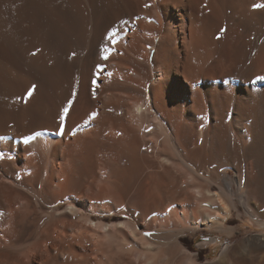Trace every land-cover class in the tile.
I'll return each instance as SVG.
<instances>
[{"label": "bare ground", "instance_id": "obj_1", "mask_svg": "<svg viewBox=\"0 0 264 264\" xmlns=\"http://www.w3.org/2000/svg\"><path fill=\"white\" fill-rule=\"evenodd\" d=\"M258 5L0 0V264H264Z\"/></svg>", "mask_w": 264, "mask_h": 264}, {"label": "rangeland", "instance_id": "obj_2", "mask_svg": "<svg viewBox=\"0 0 264 264\" xmlns=\"http://www.w3.org/2000/svg\"><path fill=\"white\" fill-rule=\"evenodd\" d=\"M228 178H232L233 175L231 173L227 174ZM239 225V223H235V227ZM243 228L245 231H249L250 228H252L253 232H250L246 234V236H251V235H257V234H263L264 232L261 231L258 227L254 226L250 221L244 220L243 221ZM182 242L188 247L190 245L191 240L188 238H182ZM213 242L211 247H210V252L212 253L209 259H202L200 258V262L207 263L208 261H211L219 256V254L222 252V250L225 249V244L226 241L222 238H220L217 234V232H206V231H201L200 236L195 240L194 242V247L192 249V254L197 255L198 253L202 252L200 245L204 242ZM213 251V252H212Z\"/></svg>", "mask_w": 264, "mask_h": 264}, {"label": "snow or ice", "instance_id": "obj_3", "mask_svg": "<svg viewBox=\"0 0 264 264\" xmlns=\"http://www.w3.org/2000/svg\"><path fill=\"white\" fill-rule=\"evenodd\" d=\"M257 7H264V5H258ZM107 57H105L106 59ZM29 95H31V92L29 93ZM65 113H67V109H65Z\"/></svg>", "mask_w": 264, "mask_h": 264}]
</instances>
